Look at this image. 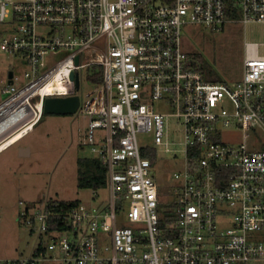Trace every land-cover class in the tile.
<instances>
[{
  "label": "built area",
  "instance_id": "built-area-1",
  "mask_svg": "<svg viewBox=\"0 0 264 264\" xmlns=\"http://www.w3.org/2000/svg\"><path fill=\"white\" fill-rule=\"evenodd\" d=\"M235 6L244 25H264V0ZM228 17L226 0H0L11 32H0V50L29 67L21 86L13 72L0 89V144L40 121L46 97L79 95L83 143L106 169L89 188L95 203L27 204L19 218L46 252L0 264H264V240L253 236L264 229L261 44L245 42L233 83L213 80L183 45L186 25L219 30ZM90 67L96 86L82 97ZM171 116L184 124L185 148L163 195L156 147L172 151ZM226 129L242 141L220 140ZM140 133L155 145H141Z\"/></svg>",
  "mask_w": 264,
  "mask_h": 264
},
{
  "label": "rangeland",
  "instance_id": "rangeland-1",
  "mask_svg": "<svg viewBox=\"0 0 264 264\" xmlns=\"http://www.w3.org/2000/svg\"><path fill=\"white\" fill-rule=\"evenodd\" d=\"M228 19L219 30L186 25L183 45L201 66L212 73L213 80L233 83L243 75L246 41L260 43V51L264 53V25H244L240 9L236 17ZM7 29V25L0 23V32L10 35ZM194 53L199 56L195 57ZM28 69V63L21 55L0 50V89L8 82L9 71L19 77L21 86ZM97 70L90 67L82 72L79 92L82 97L96 86L89 76ZM2 99L0 95V102ZM152 102L159 111H171L161 101ZM83 124L77 113H44L33 130L31 126L25 129L27 134L24 137L23 133H14L1 142L0 151L7 149L0 153V259L22 261L32 255L33 249L43 239L37 230L32 231V227L21 223L19 215L27 204L41 206L46 200L93 201L91 190L79 185V159L93 158L100 161L83 143ZM236 129L224 130L220 140L233 143L242 141L241 133ZM258 138V142L264 144L263 132L259 131ZM168 139L171 152L165 151L164 146L156 147L159 159L154 177L163 195H167L168 187L175 184L172 174L182 168L180 159L185 148L184 124L174 116L168 119ZM139 140L141 145H155L151 133H140ZM253 143V139L248 141L251 149H256L252 147ZM21 147L30 148L31 153L22 156ZM101 192L106 193V190ZM253 236L264 240V229L253 233Z\"/></svg>",
  "mask_w": 264,
  "mask_h": 264
},
{
  "label": "trees",
  "instance_id": "trees-1",
  "mask_svg": "<svg viewBox=\"0 0 264 264\" xmlns=\"http://www.w3.org/2000/svg\"><path fill=\"white\" fill-rule=\"evenodd\" d=\"M226 8L229 17H236L237 7L235 0H226ZM195 57L199 54L194 53ZM203 70L208 71L205 66H201ZM210 72V71H209ZM44 114V113H43ZM43 117V116H42ZM41 117V118H42ZM79 185L82 188H91L94 186H102L105 183L106 169L101 166L97 159L80 158L79 159ZM75 202V201H71ZM46 249L42 242L36 247L35 255L44 254Z\"/></svg>",
  "mask_w": 264,
  "mask_h": 264
},
{
  "label": "water",
  "instance_id": "water-1",
  "mask_svg": "<svg viewBox=\"0 0 264 264\" xmlns=\"http://www.w3.org/2000/svg\"><path fill=\"white\" fill-rule=\"evenodd\" d=\"M8 77H13V71H9ZM80 105L79 95L48 96L44 103V113L74 114Z\"/></svg>",
  "mask_w": 264,
  "mask_h": 264
},
{
  "label": "crops",
  "instance_id": "crops-1",
  "mask_svg": "<svg viewBox=\"0 0 264 264\" xmlns=\"http://www.w3.org/2000/svg\"><path fill=\"white\" fill-rule=\"evenodd\" d=\"M37 124H38V123H37ZM37 124H36V125H37ZM36 125H35V126H36ZM35 126H34V128H35ZM34 128H33V129H34ZM9 147H10V146H9ZM6 149H7V148H6ZM6 149H4V150H6ZM4 150H1L0 153H1L2 151H4ZM20 150H21V155H22V156H26V155H29V154L31 153L30 148H24V147H21ZM36 247H37V246H36ZM36 247H35V249H33L32 254H34V252H35V250H36Z\"/></svg>",
  "mask_w": 264,
  "mask_h": 264
},
{
  "label": "bare ground",
  "instance_id": "bare-ground-1",
  "mask_svg": "<svg viewBox=\"0 0 264 264\" xmlns=\"http://www.w3.org/2000/svg\"><path fill=\"white\" fill-rule=\"evenodd\" d=\"M6 126H7L6 123H3L2 125H0V133H1V132H4L3 130H5ZM30 126H31V128H32V130H33L34 126H32V124H31ZM30 126H29V127H30ZM5 134H8V132L6 131ZM3 136H4V135H3Z\"/></svg>",
  "mask_w": 264,
  "mask_h": 264
}]
</instances>
